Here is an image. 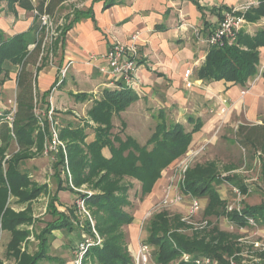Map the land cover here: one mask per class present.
<instances>
[{
    "label": "trees",
    "instance_id": "1",
    "mask_svg": "<svg viewBox=\"0 0 264 264\" xmlns=\"http://www.w3.org/2000/svg\"><path fill=\"white\" fill-rule=\"evenodd\" d=\"M71 1L74 0H37L35 3L31 0H8V3H16L26 11H34L38 17L48 15L53 18L64 10L65 3ZM257 1V6L244 13L247 23L256 24L264 19V0ZM83 16L85 13L75 11L73 19L59 29L58 44L62 43L65 32ZM27 47L25 35L6 40L0 32V75L5 62L20 68L12 121L6 120L11 110H0V226L11 234L8 251L18 260L17 264H37L46 257L48 237L53 230H72L70 216L58 211L60 204L57 193L66 189L74 195V200L81 199L84 202L95 221V233L90 221H85L86 235L95 242V234L102 237L101 245L93 243L88 248L85 260L87 258L97 264H131L132 258L127 250L122 228L133 220L131 213L125 209V206H132L128 201L132 185L124 184L123 181L125 178L139 181L141 197L149 194L163 170L186 153L192 136L199 127L196 125L191 131H186L179 123H167L166 112L159 109L156 116L158 123L145 145H139L130 136L122 139L120 135L112 133L113 117L127 111L139 97L127 85L119 83L113 90H105L88 110V117L97 125L91 139L84 129L75 127L74 123L61 125L58 136L66 146L65 151L60 148L49 153L55 155L52 176L56 184L55 190L50 193L46 184L37 185L32 182L24 167L26 160L34 156L31 148L36 147V153H41L46 136L50 139L51 129H57L58 123L56 115L41 118L36 112L35 77L29 67L35 66L40 60L42 46L36 42L31 52ZM263 47L264 25L253 35L241 30L233 44L225 43L223 46L209 48L198 70V77L205 83L224 81L245 86L258 71L259 50ZM7 72L5 70L6 74ZM1 81L0 78V83ZM49 96L50 91L42 95V100ZM84 97L83 94L75 95L76 99ZM41 123L46 127L45 133L42 132ZM237 131L245 144L264 152V119L262 124L250 128L240 125ZM13 145L16 152H11V156L6 158ZM150 145L152 147L148 149ZM104 150L108 157L103 155ZM213 169L215 171L213 165L188 169L182 192L207 198L204 215L208 218L226 217L236 229L247 227L248 221L252 219L257 228L264 229L262 204L243 203L242 208L227 211L226 200L220 198L215 187L220 184V179L213 173ZM62 171L66 172L65 180L61 178ZM223 181L229 184L232 180L225 178ZM233 184L236 186L237 182ZM83 185H91L93 193L77 191ZM237 188L241 196L249 195L247 185L239 183ZM41 194L49 197L46 211L49 218L36 236L39 241L38 250L30 255L20 251L21 244L30 234V231L20 227L32 221L26 214L33 201ZM232 195L235 198L233 191ZM12 203L25 204L26 207L23 211L15 212L10 207ZM73 206L76 207V203ZM75 209L71 211L75 212ZM211 226L189 235L184 232L187 226L180 217L170 216L162 211L154 214L148 221L145 243L154 250L153 261L156 264H196V261L204 259L216 261V264H230L232 261L234 264H243L235 258V253L239 251L236 247L238 236L223 231L216 225ZM183 255H187L189 259L182 260Z\"/></svg>",
    "mask_w": 264,
    "mask_h": 264
},
{
    "label": "crops",
    "instance_id": "2",
    "mask_svg": "<svg viewBox=\"0 0 264 264\" xmlns=\"http://www.w3.org/2000/svg\"><path fill=\"white\" fill-rule=\"evenodd\" d=\"M31 1L35 3L37 0ZM247 1L74 0L65 3L64 9L68 5L78 4L77 8H81L85 16L65 32L62 43L58 44L59 54L54 64L49 67L43 66L40 70L36 69L37 65L29 67L35 77V91L40 95L39 104L43 109L40 113L37 110L36 112L40 116L43 115L41 118L46 116L49 107H52L54 112L70 108L73 113L75 111L73 99L81 101L76 99L75 95H97V92L103 94L107 89L116 88L119 83L126 85L122 79H113L101 73L99 69L104 64L99 59L91 60L90 56L105 53L108 47L115 43L129 44L131 37L137 34V85L132 90L138 95L139 100L128 109H137L148 104L146 105L148 109H163L166 112L167 123L174 122L183 126L188 124L192 129L197 125L199 129L193 134L188 149L195 142L204 141L213 129L220 125L258 123L264 119V74L258 80L255 76L251 77L245 86L224 81L205 83L198 77V70L210 48L206 39L216 27L222 12ZM263 25L264 19L256 24L246 22L243 30L253 35ZM41 26L40 18L34 11H26L16 3L9 4L8 0H0V32L6 40L25 35L28 42L27 49L31 52L35 48L34 44ZM263 64L264 47L259 50L257 68ZM3 68V73L0 75L2 79L0 110H11L15 107L17 76L20 68L9 62H5ZM5 70H8L7 74ZM60 70H66V77L62 80L59 78ZM188 70L190 75L185 78L184 75ZM48 91L50 96L42 100V95ZM87 105L88 102L80 105L79 108L83 113ZM56 120L58 122L60 118L57 117ZM32 151L35 153L36 150ZM14 152L16 151H12ZM39 154L46 157L51 170L55 155H47L45 152ZM37 155L36 153L29 161H36V158L40 157ZM10 156L11 153L6 154V158ZM25 165L28 167L26 163ZM35 168L33 166L26 169L29 177H33L32 172L37 171ZM45 182L40 185L46 184L50 193H53L54 182ZM67 192L72 202L68 204L58 199L60 204L58 211L70 216L69 211L72 210L75 200L73 195ZM46 198L43 214L47 216L49 197ZM149 200L143 199L139 206L133 208L132 222L122 228L127 250L132 258L131 264H137L140 238L146 237L142 234L139 224L150 208ZM10 207L15 212H19L23 211L26 205L12 203ZM48 218L47 216L45 219ZM26 230L31 231L27 228ZM2 232L9 234L5 256L13 259V263L10 264H17L18 260L8 251L11 234L0 226V234ZM83 235L81 225L79 228L72 226L71 231L53 230L48 237L46 257L41 261L63 264L64 260L61 256L64 251H71L74 258L73 250L77 243L82 241ZM34 239L36 238L30 232L21 244L20 251L34 254L39 244V241ZM32 241L37 242V245L35 250L30 252L28 244ZM0 261L2 264H9L1 257ZM41 261L37 264H42ZM148 264H152V261Z\"/></svg>",
    "mask_w": 264,
    "mask_h": 264
},
{
    "label": "rangeland",
    "instance_id": "3",
    "mask_svg": "<svg viewBox=\"0 0 264 264\" xmlns=\"http://www.w3.org/2000/svg\"><path fill=\"white\" fill-rule=\"evenodd\" d=\"M77 7H79L78 4L68 5L63 11H61L55 17L51 18V26L49 27L50 29L46 30V28H43L42 30L41 26L34 46L36 45V42H39V44L41 43V46L42 43H44V46L42 47V54L40 56V60H38V63L36 64V69L40 70L43 68V66L49 67V65L55 63V59L59 54V41H57L60 34L59 29L64 27L66 24H68L70 20L73 19L75 11L80 13L83 12L81 8L80 10ZM251 32H253L252 29ZM45 38H47L46 41H44ZM55 44L58 46H55ZM65 77L66 73L64 75H62L61 72L59 73V78L61 80ZM101 96L102 94L97 92V95L86 94L83 99H79L81 101H76L75 99H73V104L75 105L74 109L78 113L79 117L71 113L70 108H66L65 110H55L54 113L57 114L56 118L59 117L60 120L61 118L65 119L58 121L62 124L56 123L57 132L59 133L61 125L63 126L67 123H74L75 127H80L84 129L85 133L90 135L89 139H91L93 131L95 127H97V125L93 123V121L88 117V110L90 109L93 102L99 100ZM39 99L40 95L36 94V110L38 113L42 112L43 110L42 106L39 104ZM87 102L88 105L85 108V112L83 113L81 111V108L79 107H81L80 105L82 103ZM146 105L139 106L137 109L130 108L119 116L114 115L112 120V133L120 135L122 139H125L126 136H130L139 145H145L147 142L146 140L154 132L155 124L158 123L156 118L157 110H153L151 108L148 109V107L146 108ZM150 106L154 107L152 105ZM0 109H2L1 105ZM42 116L43 115H41V117ZM262 123L263 119L260 120L258 123H248L243 125H246L247 128H250L253 125H260ZM238 126L240 125H220L217 128H214L213 131L206 137V139H204V141L200 140L199 142H195L189 149H187L185 153L186 155H182L163 170L161 177L153 184L151 192L145 195L144 197H141L140 194V182L134 179L125 178L123 183L132 185L129 190L128 196V201L130 204H132V206H125L126 211L132 213L133 208L139 206L143 199H150V208L146 211L143 219L140 221L139 224V228L143 232L142 234H147L146 227L151 217L154 214L162 211H166L170 216H178L180 217V220L183 221V219L187 217L190 200L191 198H194L200 200V210L196 215L188 218L187 221H183L187 226V229L184 231L185 233L190 235L192 233L202 232L205 229L207 230L208 228H211V225H216L219 229L236 234L238 236V240L236 241V247L239 248V251L235 253V258H237L238 261L243 264H264L263 228H257L249 224L247 227L236 229L233 224H231L228 219H226V217H220L217 219L216 217L212 216L208 218L206 217V215H204V209L207 204V198L186 195L181 190L183 187L185 173L188 169L194 168L195 166L207 167V165H213L215 168V171L213 169V173H215V175L220 179V184L216 185L215 187L218 191V194L220 195V198L222 200H226L227 207L231 206L233 207V209L238 207L242 208L243 203L249 205H264V152L256 151L250 145L245 144L242 141V138L238 135ZM183 127L186 131H191L192 129V126L188 124H185ZM41 129L42 132L45 133L46 127L41 126ZM50 141L51 140L46 136L42 152L45 151V148L46 146H48ZM60 142L61 143L58 144L57 149L61 148L65 151L66 144L63 141ZM151 147L152 145L148 146V149H151ZM14 149V145L11 146L10 152L8 153H11L12 151H14ZM57 149L55 151H57ZM32 150L35 151L36 147L31 148L32 154L36 155ZM38 155L40 156V154ZM103 155H108L106 154L105 150L103 152ZM25 163L28 165V167L35 166L37 168L36 172H32L33 177L30 176L31 181L35 184L40 185L42 182L45 181V183L53 181L52 175L54 171L53 168H51V170L49 169L51 166L49 165V161L46 159V157L40 156L36 158V161L31 162L29 160H26ZM24 167L28 169L26 165H24ZM31 171L32 170H30L29 173H31ZM63 171L61 172V178L65 180L66 172L63 173ZM225 178H230L232 181H230V183L228 184L223 181ZM236 182L237 185L239 183L247 185V188L249 190V195L247 197L245 195H242L241 197H238L236 195V192L240 193L239 189L237 188V185L233 186V183ZM53 185H55L56 188V184L53 183ZM168 189H170L171 196L173 199L177 195L182 194L186 195V197H183L180 203H172L165 205L163 203V200L165 197V192H167ZM77 191L89 194L93 193L91 185H83ZM232 191L234 192L235 198L232 195ZM46 196L47 194H41L38 199H35L33 201L32 205L29 207V212L26 214L27 216L31 217L32 221L27 225L20 227L21 229H30V232L34 238H36V236L40 234V231L43 229L42 227L45 226V221L47 220L45 219L47 216L43 214V210L45 209V204L47 202ZM57 198L61 201L64 200L68 204L72 202L66 189L58 191ZM81 201V199L75 200L74 203H76V207H72V209L76 208L75 212L73 210L74 213L72 211H69V218L72 221V226L76 228H79V225L82 226V231L84 235L81 239L88 238L92 244L97 243L98 245H101V236L99 237L98 234H95V242L93 239H90V237L85 233V221H90L91 228L93 229L94 233L95 221L91 217L90 210H88L87 207L84 205V202ZM79 203H83V207L79 206ZM204 222H206V224L202 226V223ZM8 239L9 234L5 232H2L0 234V257L10 264L13 263V259L6 258L5 256V246ZM36 243L37 242L35 241L29 242L28 245L30 252H33L35 250V247L37 245ZM140 243H145V238H140ZM88 248L86 249V253ZM85 254L82 259V264H97L96 261L94 262L88 260L87 258L85 260ZM153 255L154 250L152 249L150 252V256L147 258V264L149 263V261H152V264H156L153 261ZM61 258L64 260L63 264H73L74 258L72 256L71 251H64L62 253ZM181 259H184L183 256L181 257ZM41 263L49 264L50 262L47 263L46 261L44 263V261H41ZM232 263L234 264L233 261L230 262V264ZM214 264H216V261L214 262Z\"/></svg>",
    "mask_w": 264,
    "mask_h": 264
},
{
    "label": "built area",
    "instance_id": "4",
    "mask_svg": "<svg viewBox=\"0 0 264 264\" xmlns=\"http://www.w3.org/2000/svg\"><path fill=\"white\" fill-rule=\"evenodd\" d=\"M258 5L257 0H248L240 5H237L231 9L225 10L221 14V18L218 21L216 27L211 31L208 38L206 39V43L208 46H223V44L227 43L229 45L233 44L236 40L237 34L242 30L246 21L244 19V13L248 11L251 7H255ZM36 14V13H35ZM42 28H46V30L50 29L51 26V17L48 15L39 16ZM138 35L135 34L131 37V42L129 44H121L115 43L108 47L105 53L101 55H91V60L95 61L99 59L104 66L99 69V71L103 74L108 75L113 79H122L125 81L126 85L129 88H134L137 83L136 79V71L138 68L137 62V48L136 41ZM47 38L44 39L46 41ZM44 43H42V47ZM62 75L65 74L66 70H60ZM264 74V64L258 68V71L255 75V79L258 80ZM190 75V71H186L184 77L187 78ZM14 113V107L11 109L10 113L7 114L6 120L11 122L12 115ZM54 114V109L50 107L46 111V115L48 117H52ZM75 116L79 117L76 111H73ZM1 115V113H0ZM43 127V124L41 123ZM50 143L45 148V154H49L51 151H55L57 149L58 144L61 142L58 140V132L55 128L52 127L50 133ZM236 195L241 197L239 192H236ZM183 197L186 195H177L174 199L171 196L170 189L165 192V197L163 203L165 205L172 203H180ZM190 197V196H189ZM82 202V201H81ZM83 203H79V206L83 207ZM164 205V206H165ZM228 211H231L233 207L228 206ZM239 209V208H235ZM200 210V200L191 198L190 204L188 207L187 217L183 219V221H187L188 218L196 215ZM189 223V221H188ZM248 223L251 226L256 227L254 220L250 219ZM204 226L206 222L202 223ZM91 241L88 238L82 239V241L78 242L74 248V261L73 264H82V259L84 254L86 253V249L91 245ZM152 248L146 243H140L138 249V255L136 258L137 264H147V258L150 256ZM183 260L187 261L189 257L187 255H183ZM196 264H214V261H210L209 259H204L201 261H196ZM233 264V263H232Z\"/></svg>",
    "mask_w": 264,
    "mask_h": 264
}]
</instances>
